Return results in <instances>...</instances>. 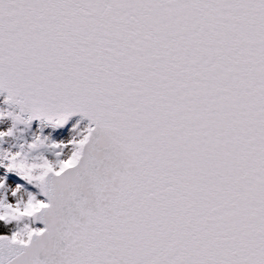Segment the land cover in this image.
Returning <instances> with one entry per match:
<instances>
[{
    "label": "snow or ice",
    "instance_id": "1",
    "mask_svg": "<svg viewBox=\"0 0 264 264\" xmlns=\"http://www.w3.org/2000/svg\"><path fill=\"white\" fill-rule=\"evenodd\" d=\"M0 264H264V0H0Z\"/></svg>",
    "mask_w": 264,
    "mask_h": 264
}]
</instances>
